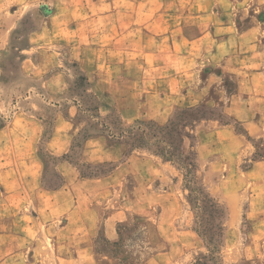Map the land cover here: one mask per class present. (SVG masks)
<instances>
[{
  "label": "crops",
  "instance_id": "obj_1",
  "mask_svg": "<svg viewBox=\"0 0 264 264\" xmlns=\"http://www.w3.org/2000/svg\"><path fill=\"white\" fill-rule=\"evenodd\" d=\"M1 2L11 15L8 31L27 7H48L37 27L26 35L20 67L26 79L42 85L36 93L28 92L29 98L52 113L45 142L50 155L69 153L78 115L76 96L70 94L73 80L63 70L59 48L65 49L86 77L95 79V89L110 98L123 117L130 116L128 106L138 104L139 97L152 101L155 97L159 103L154 112L158 117L150 116L154 120L178 106L215 105L221 96L214 99L211 93L228 77L234 90L223 112L254 137L263 135L264 0ZM148 113L134 116L140 119ZM10 127L27 131L16 140L7 137L8 151L0 153V264H117L95 250V240L101 236L115 242L117 225L141 211L126 207L120 187L114 184L123 163L105 149L99 136L93 137L83 143L81 158L92 164L117 160L113 174L83 179L71 163L61 159L54 168L58 184L49 187L37 153L45 131L43 118L22 113ZM200 134L196 148L201 162L222 148H231L232 143H241L225 125ZM209 138L213 146L207 144ZM248 172L264 182V161H253ZM134 189L140 194V187ZM259 223L261 228L253 235L256 239L264 237V217ZM167 230L162 222L159 231ZM182 236L192 239L189 233ZM164 240L168 251L153 255L149 264L173 259L174 234H166Z\"/></svg>",
  "mask_w": 264,
  "mask_h": 264
},
{
  "label": "rangeland",
  "instance_id": "obj_2",
  "mask_svg": "<svg viewBox=\"0 0 264 264\" xmlns=\"http://www.w3.org/2000/svg\"><path fill=\"white\" fill-rule=\"evenodd\" d=\"M5 6L0 0V153L8 151L5 147L7 137L16 140L27 131L25 127L10 130L12 122L20 120L22 113L43 118L45 131L38 142L37 153L43 161L45 185L53 187L58 184L54 168L62 156L50 155L45 149L51 131L52 113L32 96L29 98L28 92L33 90L36 93L42 85L26 79L20 67L26 35L37 27L38 19L47 13L48 7H27L18 24L8 31L11 15ZM57 53L63 59V70L73 80L70 82V94L71 97L76 96L75 103L78 106L73 139L80 135V140L84 129H90V133L102 132L101 124L109 125L116 116L123 127L134 126L136 122H152L162 127L171 120L175 124L186 120L182 121V125L185 122L194 125L193 129L186 126L188 135L182 136L181 143L184 155L197 165L191 172L145 148L130 153L125 145L110 142L107 133L99 136L105 149L115 153V158L123 163L120 166L122 173L116 175V182H113L120 187V199L124 200L126 207L135 206L141 211L131 213L125 222L117 225L115 242L97 237L95 250L105 253L117 264H149L153 255L168 251L165 236L174 234L173 259L167 264H264V237L256 239L253 236L256 229L261 228L259 221L264 217V182L248 174L253 161H264V130L261 137H254L223 112L222 106L233 93L234 82L226 77L216 86L211 96L214 99L221 96V100L218 103L216 100L215 105L201 103L190 107L178 106L162 115L163 119L154 120L150 116L153 117L159 103L155 97L154 101L150 97H143L142 101L139 97L138 104L131 103L128 106L133 114L130 112V116L123 117L113 101L95 89V79L86 77L77 64L68 58L64 48H59ZM144 84L148 85V82ZM145 88L148 90L149 86ZM146 111L149 112L146 117L135 118L136 113ZM216 125L229 126L241 143H232L231 148H222L217 155L211 154L201 162L198 159L196 138L199 133L203 134V130H213ZM91 126L95 127L94 131ZM178 127L180 129L181 125ZM212 140L209 138L207 144L213 146ZM66 155L86 173L109 175L117 165V160L102 164L88 163L77 150L74 154L69 152ZM137 187L141 189L140 194L134 189ZM201 193L223 208L224 215L220 220L202 203ZM162 222L168 229L164 233L159 231ZM185 233H189L192 239H184L182 234ZM204 233L212 238L208 249L205 247ZM182 239L187 243L185 246L180 243ZM201 255L206 258L203 259Z\"/></svg>",
  "mask_w": 264,
  "mask_h": 264
},
{
  "label": "trees",
  "instance_id": "obj_3",
  "mask_svg": "<svg viewBox=\"0 0 264 264\" xmlns=\"http://www.w3.org/2000/svg\"><path fill=\"white\" fill-rule=\"evenodd\" d=\"M182 121L186 120H181L179 123L182 129H179V124L173 123L172 120L168 125L162 127L152 122H136V125L134 126L123 127L122 122L119 120L118 116H116V119L109 123V125L101 124L103 128L102 132L90 133V129H84L80 140V135L73 139L69 152L74 154L75 150H81L82 145L86 140L107 133L106 136L109 138L110 142L113 144L125 145L130 153L145 148L153 152L155 155H158L163 160L177 163L179 166H184L187 172H191V170L196 169L197 165L189 156L184 155L181 143H183L182 136L186 134V126L193 129L194 125L190 122H185L182 125ZM91 129L94 131L95 127L91 126ZM62 159L68 161L76 168L80 178H98L106 175V173H86L82 171L76 163L69 160V156L67 155H64ZM89 168L90 167L88 166L87 169ZM201 197L202 203L208 206L211 209L212 214L220 220L224 215V210L220 204L215 200L208 198V196L203 195V193H201ZM220 224L218 226H220ZM221 231L222 229L219 227V232ZM203 239L206 243L205 247L208 249V245L211 243L212 238L206 236L204 233ZM202 258L205 259L206 257L203 256ZM211 260V262H213L214 258Z\"/></svg>",
  "mask_w": 264,
  "mask_h": 264
}]
</instances>
